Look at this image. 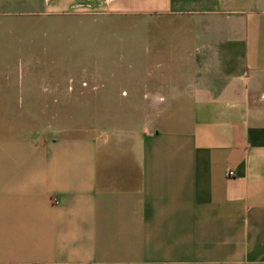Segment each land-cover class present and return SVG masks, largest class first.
<instances>
[{
  "label": "crops",
  "instance_id": "1",
  "mask_svg": "<svg viewBox=\"0 0 264 264\" xmlns=\"http://www.w3.org/2000/svg\"><path fill=\"white\" fill-rule=\"evenodd\" d=\"M88 9L149 24L114 60L142 125L55 131L85 63L37 24ZM0 264H264V0H0Z\"/></svg>",
  "mask_w": 264,
  "mask_h": 264
},
{
  "label": "rangeland",
  "instance_id": "2",
  "mask_svg": "<svg viewBox=\"0 0 264 264\" xmlns=\"http://www.w3.org/2000/svg\"><path fill=\"white\" fill-rule=\"evenodd\" d=\"M48 22L53 23V30L46 24ZM148 25L143 19L114 18V13L99 9H88L78 18L59 15L54 19L39 21L37 40L34 42L43 43L45 36L52 44L55 59L85 63L83 67L56 69V78L61 82L66 80L73 86L72 81L79 79L85 81L86 86L85 98L65 100L67 104H73L74 109L68 107L71 112H64L68 118L62 119L55 126V131L88 132L96 124L111 127L114 126L116 113L126 116L133 112L128 100L114 99V60L127 61L141 57L142 30ZM42 27H49V34L43 35ZM25 29L26 25L15 30V37H25ZM46 101L39 100L40 121L50 122ZM139 105L141 107V101ZM129 115H134L131 117L135 119V125H142L141 108Z\"/></svg>",
  "mask_w": 264,
  "mask_h": 264
},
{
  "label": "built area",
  "instance_id": "3",
  "mask_svg": "<svg viewBox=\"0 0 264 264\" xmlns=\"http://www.w3.org/2000/svg\"><path fill=\"white\" fill-rule=\"evenodd\" d=\"M228 173H231V171H228ZM54 202H56L57 200L54 198V200H53Z\"/></svg>",
  "mask_w": 264,
  "mask_h": 264
}]
</instances>
